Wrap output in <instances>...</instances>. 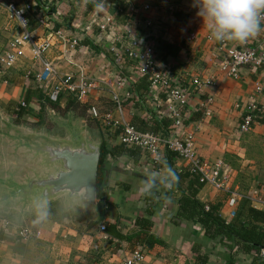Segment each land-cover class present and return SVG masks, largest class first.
Masks as SVG:
<instances>
[{
	"label": "crops",
	"instance_id": "0c3cea01",
	"mask_svg": "<svg viewBox=\"0 0 264 264\" xmlns=\"http://www.w3.org/2000/svg\"><path fill=\"white\" fill-rule=\"evenodd\" d=\"M26 1L23 0L18 7H25L28 4ZM28 1L35 4L37 17L45 12L51 22V29L46 31L39 27L36 18L33 17L35 23L32 26L29 20V30L35 40H43L51 35V50L47 59L61 75L83 72L100 81L84 102L96 107L99 113L111 112L113 118L117 117L111 94L112 91L117 92L123 100L122 117L129 124L134 119L147 122L152 116L153 122L161 120L162 115L165 116L163 97L153 93L152 99L146 80L136 75L126 58L121 64H116L110 49H122L127 41L134 38L153 46L156 62L166 67L172 75H177L184 85L191 87L186 118H193L185 129L193 134L197 155L210 163L222 162L228 168L223 191L203 185L198 191V200L218 207L219 216L225 222L233 220L243 208L262 211L254 208L249 199L264 198V96L254 93V84L264 80V58L260 67H241L237 79L221 72L219 65L225 51L235 47L238 42L224 40L221 43L211 38L209 30L197 16L198 7L194 0H109L100 8H97V4L92 5L93 0H58L51 14L42 7V4H49V0ZM121 4L123 16L115 19L120 24V29H116L109 18ZM145 5L149 9L140 12ZM261 12L264 13V10ZM176 13L186 18L185 23L175 19ZM144 19L150 22L148 28L143 24ZM260 26L261 30L247 43L251 48L261 49L264 55L261 22ZM58 30H63L69 38L79 39L78 46L68 51L55 34ZM18 32L16 22L0 8V43L6 37L7 47ZM190 32H195L197 39L188 46L185 38ZM39 70L38 63L27 55L0 78V180L11 176L16 181H22L31 176L34 170L29 158L24 155V149L15 148V143L10 139L15 136V131L12 133L11 130H16L17 135L30 136L33 134L32 128L26 122L35 119L37 134L47 135L43 124L39 123L42 114L59 115V110L56 112L50 104L45 103L44 89L32 80V75ZM193 78L203 83L195 92L191 85ZM118 82L121 86L117 87ZM25 97L29 98L28 113L17 120L18 111L15 108ZM250 104H255L258 111L253 112L248 131L240 133L239 123ZM58 108L65 109V114L74 113L65 107L62 100ZM88 108L86 115L92 119L87 114ZM205 111L209 115H205ZM78 118L77 122L82 124L83 119ZM101 124L98 141L103 139L109 150L120 145L119 132ZM173 169L180 172L185 166L177 161ZM153 175L166 177L167 172L164 168L155 171L153 164L140 152L138 156H108L106 180L101 190L103 219L94 210L82 205H66L64 197L59 196L48 203V216L38 220L36 211L19 207L14 209L10 200L4 201L6 189L0 184V222L8 221L13 230L26 228L38 233L37 238L23 242L13 232L9 235L0 232L3 237L0 239V264H121L134 248L125 242L105 240L99 227L101 224L105 227L112 224L121 234L131 233L133 220L143 217V181ZM231 194L237 195L233 208L227 204ZM177 197L175 191L173 201L155 208L149 234L160 240L162 245L143 248L144 264H195L191 245L194 242L209 245L200 228L176 217ZM258 226L264 232V224ZM206 251L210 264H224L231 257L224 247L213 246ZM251 262L250 255L239 253L234 258V264Z\"/></svg>",
	"mask_w": 264,
	"mask_h": 264
},
{
	"label": "built area",
	"instance_id": "2783aa9c",
	"mask_svg": "<svg viewBox=\"0 0 264 264\" xmlns=\"http://www.w3.org/2000/svg\"><path fill=\"white\" fill-rule=\"evenodd\" d=\"M57 1L49 0L47 3L54 5ZM108 1L103 0V4ZM0 8L5 11L9 19L16 22L19 29V32L8 42L6 49L0 52V78L5 75L6 71L13 68L20 59L28 55L40 67L39 72L32 75V80L37 86L44 89L47 102L55 104L61 96H72L78 103L85 102L88 94L98 87L100 81L83 72L61 75L53 63L47 59L48 52L51 50V35H47L43 40L39 41L34 39L32 32L29 30L27 8L18 7L13 0L6 2L0 0ZM148 9L149 7L145 5L139 11L145 12ZM136 12L138 13V11ZM118 14L123 16L122 6L118 7L109 18V22L116 29H120L115 20ZM37 22L40 28L46 31L51 29L50 19L45 12L40 13ZM260 22L262 23L264 36L263 12L260 13ZM143 24L146 28L150 26V22L145 19ZM55 34L67 47L68 51L74 50L79 44V39L67 37L63 30H58ZM196 39L197 34L190 32L185 38L186 45H191ZM221 43H224V41H221ZM259 51L249 47L247 41L237 43L235 47L225 51V57L219 65V69L226 76L237 79L241 67L251 66L257 68L261 66L264 55L261 49ZM110 53L113 55L116 64H121L123 58H126L132 64L136 75L146 80L152 99L153 93L156 96L162 95L165 107L164 115L170 121L167 135L141 132L126 122L122 117L123 100L115 91H112L111 94L113 110L117 114L116 118H113L111 112L105 114L99 113L98 109L94 106H90L87 109L88 116L93 120L100 121L103 126L118 131L119 144L126 149L138 150L150 163L160 162L165 149L173 151L178 156L177 161L182 163L185 169L199 175V181L202 185L209 186L215 191H223L228 168L222 162L210 163L201 159L195 151L193 134L186 131V126H182V121L188 116L189 112L191 87L184 85L181 79L177 75H172L166 67H161L156 62L153 46L145 45L140 39L134 38L127 41L122 49L112 47ZM0 82H2V79H0ZM191 85L195 92L203 83L199 79L193 78ZM116 86H121V83L118 82ZM254 93L264 96V80L254 84ZM25 106L24 101H21L18 107L15 108V111L17 112ZM255 111H258V107L255 104H250L247 107L238 126L240 133L248 131L252 121V114ZM204 114L209 115V112L205 111ZM236 200L237 195L231 194L227 202L228 206L233 208ZM249 200L254 205V208L258 207V209L264 212V198L255 197ZM99 230L106 240L108 237L105 234V226L103 224L100 225ZM0 232L4 235H9L13 232L23 242L37 238L38 236V233H33L26 228L13 230L11 224L4 220L0 222ZM260 255L264 257V249L260 251ZM144 257V249L142 247H135L127 254L121 264H144Z\"/></svg>",
	"mask_w": 264,
	"mask_h": 264
},
{
	"label": "trees",
	"instance_id": "16d2710c",
	"mask_svg": "<svg viewBox=\"0 0 264 264\" xmlns=\"http://www.w3.org/2000/svg\"><path fill=\"white\" fill-rule=\"evenodd\" d=\"M96 4L97 2L93 0L92 5L94 6ZM119 16L120 14L115 18H119ZM175 19L181 23H185L186 21V18L184 19L180 13H176ZM81 43L88 44L86 41H81ZM146 87L148 90V84ZM63 97H67L69 100L78 104V101L72 96H61L55 104L49 103L47 100L45 103L50 104L51 108L59 110L58 105ZM24 103L26 106L20 108L16 113L17 120L28 113V97H25ZM66 107L69 108V105H66ZM192 118H184L182 126H186ZM133 121L130 125L138 131L163 136L167 135L168 127L170 126V121L166 115H162L161 120L156 119L155 122H153V116L147 122L139 119H134ZM123 154L138 156L139 151L136 149L133 151L132 149H126L122 145L115 146L112 150H109L106 147L105 141L103 139L101 140L96 178V197L100 219L104 217L101 190L106 180V158L108 156H121ZM177 160L178 156L175 152L165 149L162 160L158 163H153L155 171L164 168L168 175V169H171L172 173L177 177V180L171 187H164L158 184L149 193L144 192L142 197L144 204L143 217H136L133 220L131 226L133 231L131 233L121 234L112 224L105 227L109 241L113 242L112 240H116L118 242H125L132 248L142 247L145 249L153 248L155 245H162L160 240L149 234V229L153 226L152 219L155 208L165 202L173 201V193L176 191L178 193V197L175 199L178 206L176 217L181 221L200 228L202 235L210 245L209 247V245L207 246L203 242H194L191 245V251L195 257V264H210L209 254L206 250L213 248V246L227 248L231 253V257L224 264H234V258L239 253L250 255L252 257L251 264H264V257L260 255V251L264 249V232H261L258 226L264 224V212L250 207L243 208L236 214L233 220L225 222L219 216L218 207L201 203L198 200V191L203 186L199 181V175L191 173L188 169L180 172L173 169ZM1 238L3 237H1L0 233Z\"/></svg>",
	"mask_w": 264,
	"mask_h": 264
},
{
	"label": "water",
	"instance_id": "95a60500",
	"mask_svg": "<svg viewBox=\"0 0 264 264\" xmlns=\"http://www.w3.org/2000/svg\"><path fill=\"white\" fill-rule=\"evenodd\" d=\"M42 7L47 8L48 14L54 9L51 4H42ZM10 139L15 143V148L24 149V155L36 169L32 171V176L23 179L21 185H16L11 176L0 180V184L8 190L4 201L18 197V202L23 205L36 194L47 201L63 196L68 206L82 205L98 213L96 178L101 141L91 145L89 140L73 134L70 141L39 136L34 144L31 143V136L17 135ZM72 193H78V196L69 201Z\"/></svg>",
	"mask_w": 264,
	"mask_h": 264
},
{
	"label": "clouds",
	"instance_id": "9594fccd",
	"mask_svg": "<svg viewBox=\"0 0 264 264\" xmlns=\"http://www.w3.org/2000/svg\"><path fill=\"white\" fill-rule=\"evenodd\" d=\"M198 7L197 16L201 18L203 26L216 41L232 40L244 43L253 38L261 30L260 13L264 10V0H194ZM103 0H99L97 8L102 7ZM177 177L168 169L166 177L153 175L143 181L141 191L149 193L159 185L171 187ZM78 193H72L69 201ZM38 220L48 216L47 199L33 201Z\"/></svg>",
	"mask_w": 264,
	"mask_h": 264
},
{
	"label": "rangeland",
	"instance_id": "374dc122",
	"mask_svg": "<svg viewBox=\"0 0 264 264\" xmlns=\"http://www.w3.org/2000/svg\"><path fill=\"white\" fill-rule=\"evenodd\" d=\"M15 1L17 3V6H19L23 0H14V2ZM26 2L28 4L25 7H21V8H27L28 17L30 20V25L32 26L35 23L34 18H36L35 20H37L39 15L37 17V13H36L37 10H35L36 9L35 4L34 3L31 4V1H28V0ZM6 42H7V38L5 37L4 41L2 43H0L2 45V46H0V52L4 51L6 49L5 48ZM61 100L64 103L65 107H66V105H69L70 110H73L74 113L73 114H65L66 113L65 109L64 110L59 109V115L56 114V116L48 114L47 112L43 113L41 116V121L39 123L43 124L44 129H46L47 135L37 134L38 124L35 121V119L27 120L26 123L30 125V127L32 128L31 129L32 133H33L30 135L32 137V140H33V141H31V143L32 144L36 143L37 137H39V136L40 137H42V136L46 137L49 140L70 141L71 136L73 134V135H77V137H82L84 140H89V143L91 145H95L99 139L98 128H99V123H101V122L98 123L97 120L89 119L87 117L85 110H86V108H88L90 106L86 105V103H84V102L81 104L80 103L76 104L75 102L69 100L67 97H63ZM108 107L110 108L111 106H108ZM55 111L57 112V110H55ZM76 114H77V117H76ZM78 116H80L83 119L82 124H79L77 122V120L79 119ZM11 131H12V133H13V131H15V136H17L16 130L12 129ZM50 134H52L54 137H51ZM72 144H75V143L72 141ZM32 166L34 167L33 164H32ZM34 168L36 169V167H34ZM31 176H32V171H31ZM22 181L21 180H19V181L14 180V182L17 183L16 185H21ZM28 183H29V181H27L26 185H28ZM26 185L24 186L25 188H26ZM11 192H13V190H11ZM6 193L8 194V190H6ZM36 199H41L40 194H36L35 196L32 195L29 198V202H27L23 205L20 202H18L19 201L18 197H16L15 199H10V203L14 206V209H18L17 207H19V208H23V209L28 208V209H31L32 211H35V208L33 207V201ZM11 200H13V201H11ZM48 203H52V202L48 201ZM11 228H13V226H11Z\"/></svg>",
	"mask_w": 264,
	"mask_h": 264
}]
</instances>
